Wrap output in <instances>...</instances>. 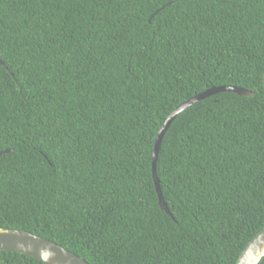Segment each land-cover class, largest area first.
<instances>
[{"label": "trees", "instance_id": "16d2710c", "mask_svg": "<svg viewBox=\"0 0 264 264\" xmlns=\"http://www.w3.org/2000/svg\"><path fill=\"white\" fill-rule=\"evenodd\" d=\"M263 75L264 0H0V228L90 264H236L264 227ZM216 85L252 94L174 118L166 213L157 132Z\"/></svg>", "mask_w": 264, "mask_h": 264}, {"label": "water", "instance_id": "95a60500", "mask_svg": "<svg viewBox=\"0 0 264 264\" xmlns=\"http://www.w3.org/2000/svg\"><path fill=\"white\" fill-rule=\"evenodd\" d=\"M264 82V75H263ZM229 91L239 95H251L252 92L235 85H216L211 86L194 96L188 98L179 104L162 123L159 131L157 132L153 151L151 171L155 189L158 196V204L160 209L166 213H170L166 202L164 201L159 179L156 174V161L160 144L164 133L174 120V118L183 110L195 104L199 100L213 96L217 93ZM8 152V149L0 152ZM36 241V243H34ZM0 250L15 251L36 258L47 264H90L87 260L77 255L76 253L66 249L62 245L44 238L35 233L9 227L0 228ZM264 255V227L260 229L251 240L242 249L236 264H257L261 257Z\"/></svg>", "mask_w": 264, "mask_h": 264}, {"label": "snow or ice", "instance_id": "6c2138e0", "mask_svg": "<svg viewBox=\"0 0 264 264\" xmlns=\"http://www.w3.org/2000/svg\"><path fill=\"white\" fill-rule=\"evenodd\" d=\"M34 243H36V241H34Z\"/></svg>", "mask_w": 264, "mask_h": 264}]
</instances>
